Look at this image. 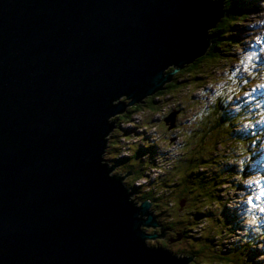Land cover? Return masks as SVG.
<instances>
[{
    "label": "water",
    "instance_id": "water-1",
    "mask_svg": "<svg viewBox=\"0 0 264 264\" xmlns=\"http://www.w3.org/2000/svg\"><path fill=\"white\" fill-rule=\"evenodd\" d=\"M224 3L0 0V264H194L153 242L162 221L111 135L204 54Z\"/></svg>",
    "mask_w": 264,
    "mask_h": 264
},
{
    "label": "rangeland",
    "instance_id": "rangeland-1",
    "mask_svg": "<svg viewBox=\"0 0 264 264\" xmlns=\"http://www.w3.org/2000/svg\"><path fill=\"white\" fill-rule=\"evenodd\" d=\"M255 4L256 7L247 6L246 16L236 23L237 27L234 31L239 33L240 43L231 46L230 54L228 55L229 60H227L226 56H221L216 62L215 68L206 71V73L196 74L198 77L188 82H181V85L171 92L172 95L167 94L165 97L160 98L161 100L158 102V107L164 104L162 108L167 114L174 109L178 110L176 120L177 118L179 119L180 125L176 131L165 129L167 126L166 123L162 121V118L156 115V112H152V108L145 106L143 113H137L138 115L143 114V126L146 127L147 133H150L146 134V131H143L144 140L151 142L155 141L159 144L157 148L158 153L154 156L153 163L157 162L155 160L157 156L165 155V158H167L171 155L170 151H172L171 148H173L171 145L176 146L175 151L177 154L170 159V161H172V168L169 169L164 167L160 169L163 175L158 177L161 178L162 176L171 174L173 176L172 179L177 181L176 184L171 182L172 185L169 187H163L165 197L169 195L168 188H171L172 206H178L179 202L182 203V208L194 205L193 203H188L192 193L188 192L187 189H197L196 182L190 177H185L184 173L188 164L185 163L186 160H184V157L185 154H189L187 151L190 150V146L193 145L195 147L196 145H194V142H199L200 137L206 135V132L203 131V126H206L210 122L212 116L220 113H218V111H220L219 107L216 103H213V101L217 100L219 97L228 96L229 99L222 105L223 110L224 108L228 109L229 106L232 107V109L233 107H237L236 102L241 105L243 103L242 99H247L246 103L252 100L254 101L256 98H260L264 101L263 68L253 66L250 62L256 61L249 58V55L254 52V56H257L259 62L264 63V0H256ZM247 64L253 67L250 69L251 74L247 73L248 70L247 67H245ZM190 71H192L191 73L196 72L195 68H190L189 72ZM184 73H186V69L181 68L180 70L177 69L173 75L183 78L191 76V74L184 75ZM242 74L248 77L247 81H250V84L246 85L241 83V91L239 92V86L232 82V80L243 76ZM235 92L237 94H234ZM226 102H228V104L224 105ZM254 104L255 103L252 105ZM214 106H216V108ZM249 108L254 109V107L251 106H249ZM255 108L257 109V107ZM138 115L136 116L139 117ZM261 115V119L256 121L264 127V110L261 112ZM251 124V122H246L245 119H242V121L233 123L232 126L234 129L245 128L251 131ZM128 125L130 124H125V126ZM154 126L158 131H156ZM156 132L159 133L158 137L153 135ZM258 132H260V130ZM252 144L253 143L250 144L249 148L252 147ZM165 146L171 147L164 149ZM233 146L235 148L238 147V150L242 149L237 143H233ZM227 147L228 146L219 148L222 154L218 157V161L228 157L226 163L232 167L229 172L225 169L226 172L223 175H225L226 178L225 180H220L223 184H220L218 187H222V191H224V188H228V193L224 194L223 199L219 196L220 201H226V207H217L216 204H214V219L211 223L205 219L203 223L204 226L201 230L191 232L194 236L187 235L177 240L167 241V236L165 235L163 241L169 242L170 247H173L176 251H179L178 247L181 246H186L188 249H193L198 245L200 247L199 241L205 243L203 241L204 236L212 235L214 230L212 227L218 226L217 222L221 220L224 223H228L229 226H222L226 232L223 231L221 234H218V236H214L213 242H209L208 245L212 248L210 253H214L213 251L219 248L221 250L218 254L232 256L233 251H228L227 249H229L230 245H234L235 243L238 246L245 245L244 242H246V239H244V233H246L245 229L248 228L249 233L246 235L249 234V236H251V234L257 233V236H254L253 244L254 247L257 248L254 264H264V234H262L264 232V132H262L260 138L255 141L254 148L251 149V152L244 156V167L242 164L238 163V157L242 152L237 153V157H235L230 154L231 148ZM163 149L164 151H162ZM121 168V165L116 164L117 171ZM147 172L149 179L145 174L140 183H147L149 180H154L152 168ZM173 185H175V187H173ZM156 188L161 192L162 187L156 185ZM230 228L234 230L228 232L227 230L230 231ZM159 238L160 237H157L152 240L155 244H159L161 241ZM216 241L219 243L215 244ZM181 249L184 250L183 248ZM186 254L190 253L186 252ZM207 254L208 253L205 254V252L202 251L198 253L197 259L193 256L192 261L194 264H220L219 260L221 259L210 257ZM241 260L252 261L251 258L247 256L245 259L230 261V264H241Z\"/></svg>",
    "mask_w": 264,
    "mask_h": 264
},
{
    "label": "trees",
    "instance_id": "trees-1",
    "mask_svg": "<svg viewBox=\"0 0 264 264\" xmlns=\"http://www.w3.org/2000/svg\"><path fill=\"white\" fill-rule=\"evenodd\" d=\"M255 2L256 0H225L221 25L220 27L209 29L208 35L210 37V42L204 54L197 55V60L192 59L182 68L186 69V73H184V75L191 74V76L183 78L181 76L178 77L176 75H172L171 79L164 83L163 90L143 97L140 101L128 104L126 110L115 117L117 127L113 129L111 135V159L116 164L121 165L122 169L131 168L133 172L132 180L135 177L136 179L139 176L141 177L143 173L145 175L147 169L154 165L151 163L153 162V158L156 153H158L157 148L159 147V144L155 141L151 142L144 140V133L141 131L139 132L141 139L126 145L127 147L124 145L128 149V152L121 153L123 150V147L121 146L123 145V142L120 140V138L130 137L133 132H135V127L129 128L125 126L124 123L131 121L134 114L138 112L143 113L145 106L152 108V112H156V115L159 118H162V115H164L166 112L162 108L164 104L158 107V102L161 100V97H165L167 94L172 95L171 92L176 90L181 85V82H188L191 79L198 77L196 74L206 73V71L215 68L216 62L221 56H226L227 60H229L228 55L230 54L231 46L240 43L239 33L234 31L237 27L236 23L238 20H241L246 16L247 6L256 7ZM249 58L253 61H256L250 63L253 66L263 68L262 72L264 73V63L259 62L257 56H254V52L249 55ZM245 67H247V73L251 74L250 69L252 66L247 64ZM190 68H195L196 72H189ZM169 69H171V67H169L168 70ZM242 75L243 76L232 80V82L239 86V92L241 91V83L246 85L250 84V81H247L248 77L244 74ZM234 94L237 93L235 92ZM228 99V96H224L213 101V103H216L219 107L220 111H218V113H220L212 116L210 118V122L206 126H203V131L206 132V135L201 136L199 142L195 141L194 145L196 146L194 147L191 145L190 150L187 151L189 154H185L184 157V160H186L185 163L188 164L184 173L185 177H190L196 182L197 189H187L188 192L192 193L191 199L188 203H193L194 205L190 207L185 206L182 208V203H178V206H172L173 202L171 201V188H168L169 195L165 197L163 187H169L172 185L171 182L174 184L177 183V181L172 179L173 176L171 174H167L161 178L156 177V179L152 181L153 184H150V180L143 184V192L141 191V196L154 201L153 207H155L156 213L162 221V226L165 227V230L171 231L173 238L180 236V239L187 235L194 236V234L191 232L201 230L204 226L203 223L205 219H207L210 223L214 219V204H216L217 207H226V201H220L219 196H221L223 199L224 194L228 193V188H224V191H222L223 188L218 187L220 184H223V182L220 180H225L226 178L225 175H223L226 172L225 169H227V172H229L232 167L226 163L228 157H221L222 160L218 161V157L222 154L219 148L228 146L227 148H231L230 154L234 155L235 157H237V153L242 152V154L238 157V163L243 165L244 156L251 152V149L254 148L255 141H257V139L260 138L262 132H264V127L256 121L261 119V112L264 110V101L262 99L256 98L253 101L250 98L252 101L249 103H246L247 99H242L243 103L241 105L236 102L237 107H233L232 109V107L229 106L228 109L224 108L223 110L222 105ZM228 102H226L224 105H227ZM253 103L255 104L252 105ZM249 106L254 107V109H250ZM214 107L216 108V106ZM255 107H257V109ZM242 119H245L246 122L252 123L251 131L246 130L245 128L234 129L232 126L233 123L242 121ZM145 128L146 127L144 126L143 131L145 130L146 134H150L147 133ZM172 128L169 129L167 126L165 127L167 130H172ZM259 130L260 132H258ZM156 131L158 130L156 129ZM153 135L158 137L159 133L156 132ZM233 143H237L242 147V149L238 150V147L235 148ZM251 143H253L252 147L249 148ZM132 180L129 181L128 184L130 187H135ZM156 185L162 187L161 192L157 190ZM173 187H175V185H173ZM140 190L141 189H138V191ZM217 225L218 226L212 227L214 228L212 235L204 236L203 241L205 243H201V241H199L201 245L200 247L198 245L193 249L183 248L185 249L183 252H188L197 259L198 253L204 251L205 254L208 253L207 255L210 257L221 259L219 260L220 264H230V261L245 259L247 256H249L252 261L241 260V264H254L257 248H255L253 244L254 236H257V233L251 234V236H249V234L246 235L249 233L248 228L245 229L246 233H244V239H246V242H244L245 245L238 246L235 243L234 245H230L229 249H227L228 251H233L232 256L218 254V252L221 250L219 248L218 250L215 249L213 251L214 253H210L212 248L209 247V242H213L214 236H218V234H221L223 231L226 232L222 226H229L228 223H224L221 220L217 222ZM233 230V228H230V231H227L231 232ZM262 234H264V232ZM218 243V241L215 242V244ZM181 251L182 249L179 248V252Z\"/></svg>",
    "mask_w": 264,
    "mask_h": 264
},
{
    "label": "flooded vegetation",
    "instance_id": "flooded-vegetation-1",
    "mask_svg": "<svg viewBox=\"0 0 264 264\" xmlns=\"http://www.w3.org/2000/svg\"><path fill=\"white\" fill-rule=\"evenodd\" d=\"M136 115H138L137 113L136 114H134V116H133V118H134V120H135V122H138V124H136V131H139V130H141L142 129V127H143V114L141 115V114H139L138 116L139 117H137ZM141 116V117H140ZM114 119V121H115V127H117L116 126V119L115 118H113ZM178 126H179V119L177 118V122H176V125L172 128V130L173 131H176L177 129H178ZM117 165H119V164H117ZM115 171H117L116 170V168H115ZM118 171H121V172H125V171H127V180H128V182L129 181H131L132 180V178H133V172H132V170H131V168H126V169H120V170H118ZM133 181V183L135 184V181H136V177L132 180ZM144 184V183H143ZM136 185V184H135ZM132 187V186H131ZM133 189H134V192H136V193H138V195L140 196V198L141 199H143V197L141 196V194H142V192H143V185H136L135 187H132ZM138 189H141L140 191H138ZM142 191V192H141ZM180 204H181V202H179ZM162 228L164 229V233L163 234H161V236H159L160 238V243H159V245H163V246H165V247H167L169 250H173V251H176L173 247L171 248L170 247V244H169V242H165V241H163V239H165V235L167 236L166 237V239H167V241H172V240H177V239H179V237H174L173 238V236L171 235V231H169V230H165V227H163L162 226ZM150 231H151V229H149ZM178 248H185V249H187L188 247H186V246H181V247H178ZM184 249V250H185ZM183 251V250H182Z\"/></svg>",
    "mask_w": 264,
    "mask_h": 264
},
{
    "label": "built area",
    "instance_id": "built-area-1",
    "mask_svg": "<svg viewBox=\"0 0 264 264\" xmlns=\"http://www.w3.org/2000/svg\"><path fill=\"white\" fill-rule=\"evenodd\" d=\"M125 148V147H123ZM171 157L168 156L167 158H165V155L163 156H157L155 158V160L157 161L156 162V166H158L160 168V166H166L168 165L171 161H170ZM152 171H153V176L159 171V169L157 167H153L152 168ZM136 184H141L140 183V178L138 180H136Z\"/></svg>",
    "mask_w": 264,
    "mask_h": 264
},
{
    "label": "clouds",
    "instance_id": "clouds-1",
    "mask_svg": "<svg viewBox=\"0 0 264 264\" xmlns=\"http://www.w3.org/2000/svg\"><path fill=\"white\" fill-rule=\"evenodd\" d=\"M125 124H130V125H128L127 127H129V128H132V127H135L136 128V124H138V122H135V120H134V118L131 120V121H127V122H125L124 123V125ZM141 130H143V127H142V129ZM113 131V130H112ZM138 135V136H137ZM128 138H131L132 140H131V143L132 142H135V141H138V140H140L141 139V137H140V134H139V132H133V134L130 136V137H128ZM120 140L123 142V145H121L122 147H125L124 145V142H125V140H124V137H121L120 138ZM130 142H128L127 144H129ZM115 163V162H114ZM116 164V163H115ZM132 188V187H131Z\"/></svg>",
    "mask_w": 264,
    "mask_h": 264
},
{
    "label": "bare ground",
    "instance_id": "bare-ground-1",
    "mask_svg": "<svg viewBox=\"0 0 264 264\" xmlns=\"http://www.w3.org/2000/svg\"><path fill=\"white\" fill-rule=\"evenodd\" d=\"M116 168V167H115ZM144 178V173H143V175L140 177V181L142 180ZM143 184V183H142Z\"/></svg>",
    "mask_w": 264,
    "mask_h": 264
}]
</instances>
